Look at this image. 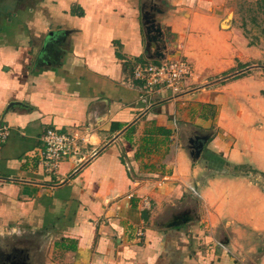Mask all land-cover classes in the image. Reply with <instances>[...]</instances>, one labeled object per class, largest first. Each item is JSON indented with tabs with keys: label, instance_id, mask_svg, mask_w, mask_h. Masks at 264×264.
Returning <instances> with one entry per match:
<instances>
[{
	"label": "crops",
	"instance_id": "0c3cea01",
	"mask_svg": "<svg viewBox=\"0 0 264 264\" xmlns=\"http://www.w3.org/2000/svg\"><path fill=\"white\" fill-rule=\"evenodd\" d=\"M226 12L221 0H0V264H264V80L225 76L254 49ZM180 56L181 93L143 103L135 66ZM47 130L77 147L55 171Z\"/></svg>",
	"mask_w": 264,
	"mask_h": 264
},
{
	"label": "built area",
	"instance_id": "2783aa9c",
	"mask_svg": "<svg viewBox=\"0 0 264 264\" xmlns=\"http://www.w3.org/2000/svg\"><path fill=\"white\" fill-rule=\"evenodd\" d=\"M191 77L190 64L182 56L166 60L159 65L149 62L139 63L133 70V80L142 85L143 103L150 102V98L161 91H167L172 96L181 93L184 83ZM8 136L9 127L0 118V144L4 143ZM42 139L45 143L44 160L51 171L56 170L61 157L70 153L75 156L77 153L74 139L67 135L47 130Z\"/></svg>",
	"mask_w": 264,
	"mask_h": 264
},
{
	"label": "rangeland",
	"instance_id": "374dc122",
	"mask_svg": "<svg viewBox=\"0 0 264 264\" xmlns=\"http://www.w3.org/2000/svg\"><path fill=\"white\" fill-rule=\"evenodd\" d=\"M225 5L227 12L231 11V22L233 27L246 40L248 47H254L253 52L249 55L251 59L246 62L245 67H240L238 63L236 67L226 74H237L236 71L243 70V76L255 75L257 78L264 80V34L259 26L262 23V15L257 13L256 3L258 0H221ZM236 73H235V72ZM241 75V74H240ZM224 76V75H223ZM224 76V77H225ZM264 88L261 91V96L264 98ZM183 147L188 148V142L185 140L182 143ZM213 171L212 173H214ZM255 177V175H252ZM260 179L264 187V176L256 177Z\"/></svg>",
	"mask_w": 264,
	"mask_h": 264
},
{
	"label": "water",
	"instance_id": "95a60500",
	"mask_svg": "<svg viewBox=\"0 0 264 264\" xmlns=\"http://www.w3.org/2000/svg\"><path fill=\"white\" fill-rule=\"evenodd\" d=\"M230 17V16H229ZM143 19H144V23L145 24H148V27H147V30H148V32H150V30H152L153 29V22L151 21V20H149V18H144L143 17ZM159 32V31H158ZM206 139V137H203L202 138V140H205ZM194 141H196V140H189V146H188V148L190 149V153H189V155L193 158V159H195V158H198L199 157V155H200V152H201V149H202V142H200V145H199V147H198V149L196 150V149H194L191 145H192V143L194 142ZM191 219H190V217L188 216V215H182V216H179V217H177V218H175V220L171 223V227H173V226H178V225H181V224H184V223H186V222H189ZM16 258L13 260L12 259V261H6L7 262V264H32L31 262H29L28 261V258L27 257H25V258H22L21 260H16Z\"/></svg>",
	"mask_w": 264,
	"mask_h": 264
},
{
	"label": "trees",
	"instance_id": "16d2710c",
	"mask_svg": "<svg viewBox=\"0 0 264 264\" xmlns=\"http://www.w3.org/2000/svg\"><path fill=\"white\" fill-rule=\"evenodd\" d=\"M256 7H257V13H259L260 15H262V23L261 25H259L262 28V34H264V0H258L256 3ZM240 67H245L246 65H239ZM264 94V93H263ZM219 158H217L216 160H213V167L214 170L216 171L217 169L221 168V163L218 160ZM237 167H234V170H236ZM214 174V173H213Z\"/></svg>",
	"mask_w": 264,
	"mask_h": 264
},
{
	"label": "flooded vegetation",
	"instance_id": "af4514ba",
	"mask_svg": "<svg viewBox=\"0 0 264 264\" xmlns=\"http://www.w3.org/2000/svg\"><path fill=\"white\" fill-rule=\"evenodd\" d=\"M149 12H146V13H144V17L145 18H149V14H148ZM200 142H201V140L199 141V139L198 140H196V141H194L193 143H192V147L194 148V149H198V147H199V145H200Z\"/></svg>",
	"mask_w": 264,
	"mask_h": 264
}]
</instances>
